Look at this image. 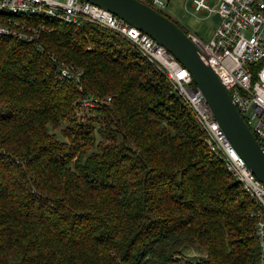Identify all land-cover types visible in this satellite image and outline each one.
Masks as SVG:
<instances>
[{
	"label": "trees",
	"instance_id": "obj_1",
	"mask_svg": "<svg viewBox=\"0 0 264 264\" xmlns=\"http://www.w3.org/2000/svg\"><path fill=\"white\" fill-rule=\"evenodd\" d=\"M26 20L36 44L0 35V264H257L253 201L165 76L106 29Z\"/></svg>",
	"mask_w": 264,
	"mask_h": 264
},
{
	"label": "built area",
	"instance_id": "obj_2",
	"mask_svg": "<svg viewBox=\"0 0 264 264\" xmlns=\"http://www.w3.org/2000/svg\"><path fill=\"white\" fill-rule=\"evenodd\" d=\"M140 1L165 13L163 0ZM192 3L195 9L216 12L218 19L212 35L205 41L184 27L185 33L200 49L264 151V0H212L211 3L192 0ZM29 17H48L77 26L89 23L106 29L127 42L165 76L202 129L208 150L253 201L249 214L255 219L257 264H264V184L225 136L203 94L194 89L186 68L147 33L86 0H0V35L36 44L40 31L46 28L40 23L28 24ZM58 73L59 77L77 81L81 70L60 62ZM102 101L99 96L86 95L80 99L75 112L84 116L86 109Z\"/></svg>",
	"mask_w": 264,
	"mask_h": 264
},
{
	"label": "water",
	"instance_id": "obj_3",
	"mask_svg": "<svg viewBox=\"0 0 264 264\" xmlns=\"http://www.w3.org/2000/svg\"><path fill=\"white\" fill-rule=\"evenodd\" d=\"M136 26L161 44L188 71L215 119L252 173L264 184V151L197 45L174 19L140 0H86ZM217 21L216 12L211 14Z\"/></svg>",
	"mask_w": 264,
	"mask_h": 264
},
{
	"label": "rangeland",
	"instance_id": "obj_4",
	"mask_svg": "<svg viewBox=\"0 0 264 264\" xmlns=\"http://www.w3.org/2000/svg\"><path fill=\"white\" fill-rule=\"evenodd\" d=\"M166 2L164 12L174 19L183 28H188L198 35L203 41L207 40L215 28V22L211 18L209 11L204 9H195L192 0H163ZM211 3L212 0H209ZM87 111V112H86ZM85 115L93 113L90 109H86ZM91 115V114H90ZM63 127V124H61ZM57 135H60L58 129L54 130ZM184 255L188 259H194L200 256V252L193 247H188L184 251Z\"/></svg>",
	"mask_w": 264,
	"mask_h": 264
}]
</instances>
